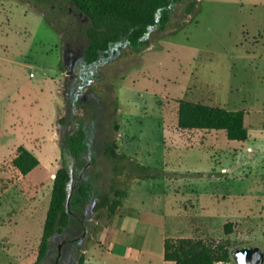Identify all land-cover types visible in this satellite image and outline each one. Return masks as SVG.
<instances>
[{"label":"rangeland","instance_id":"374dc122","mask_svg":"<svg viewBox=\"0 0 264 264\" xmlns=\"http://www.w3.org/2000/svg\"><path fill=\"white\" fill-rule=\"evenodd\" d=\"M191 1L141 51L124 49L99 67L98 79L73 98L89 18L60 0H0V264L36 262L66 136L80 129L88 150L80 161L66 151L69 193L89 183L90 201L53 236L44 264H81L82 255L84 264H169L161 237L172 230L159 213L143 218L149 230L119 234L120 243L151 248L152 255L146 251L137 262L115 257L103 244L120 207L113 215L96 207L105 198L121 201L134 179L145 186L133 189L131 204L140 199L157 209L169 187L194 183L220 191L188 195L193 236L229 239L232 249L264 248V0H198L190 12ZM177 99L244 111L248 141H230L223 131L179 130ZM19 146L40 161L26 176L13 165ZM133 161L163 175L139 178ZM165 176L164 183L148 182ZM228 222L234 223L229 236Z\"/></svg>","mask_w":264,"mask_h":264},{"label":"trees","instance_id":"16d2710c","mask_svg":"<svg viewBox=\"0 0 264 264\" xmlns=\"http://www.w3.org/2000/svg\"><path fill=\"white\" fill-rule=\"evenodd\" d=\"M189 0H60L62 4L73 5L80 15L90 20L84 32L88 45L80 62L78 81L74 84L73 98L77 90L91 81L97 80L98 68L114 60L120 51L130 49L141 51L148 45L151 34L165 30L171 23L176 8ZM198 0L189 3L188 11H192ZM63 66H61L62 69ZM177 109V126L181 131H223L230 141L247 142L249 131L245 125V112L228 110L203 103L175 100ZM74 108L79 104L73 103ZM65 118L59 119L64 124ZM67 147L71 156L82 160L88 150L86 132L80 129L66 136ZM55 174L50 206L44 224L43 235L38 248L37 260L34 264H44L50 252L51 239L56 234H63L75 216V208L88 204L91 185L79 182L76 193L71 197L69 184L72 174L66 161ZM117 154H115L116 156ZM119 157V156H118ZM14 167L24 176L30 174L40 165L39 159L23 146H19L13 159ZM137 177L163 175L155 173L150 168L142 166L137 161L131 163ZM127 193H123L125 198ZM122 206V200L111 203L108 198L97 205V209L109 207L111 215L116 207ZM112 217V216H111ZM110 217V218H111ZM224 233L229 236L234 233V223L224 225ZM111 233L104 240L107 245ZM77 242V240H74ZM231 242L229 239H205L199 236L188 238H171L164 240V260L171 264H219L232 261ZM85 256H81L84 264Z\"/></svg>","mask_w":264,"mask_h":264},{"label":"crops","instance_id":"0c3cea01","mask_svg":"<svg viewBox=\"0 0 264 264\" xmlns=\"http://www.w3.org/2000/svg\"><path fill=\"white\" fill-rule=\"evenodd\" d=\"M163 172H165L168 168V165H164ZM180 175L177 177H173L174 179H180ZM174 179H171L174 181ZM168 180L165 177H160L158 179H150L149 183L152 185H157L159 183H164ZM130 189L126 191L127 196L122 199V206L120 207L118 213L119 220L117 223L111 227L112 234L110 242L106 245V249L109 253L114 255L115 257L121 258H130L134 259L137 262L140 261L141 256L147 251L149 254H153L151 248H146L144 246L137 247L127 243L119 242V234L122 230H149L147 223L142 222L143 218H154V216H158L159 218L164 220L163 226H167L166 224H170V230H172L171 238H188L193 237V228L189 224V210L185 207V205L189 204L191 200L187 197L190 193H197V195L203 196H214L216 193L220 191H213L201 188L198 184H184L182 186L177 187H169L164 190L163 195L160 193V198H164L163 207H153L152 205H145L143 200L138 199L136 204H131V192L133 189L140 190L145 186V181L141 179H134V181L129 185ZM221 193V192H220ZM154 195V194H153ZM169 195L182 196L184 199L183 203H178L177 201H172L170 199L167 200ZM165 196V197H164ZM199 202V200H198ZM156 211V212H155ZM127 219H131L135 221V224L127 227L126 221ZM133 235L134 232L126 233ZM169 236H162V258L164 259V240ZM168 263V262H167ZM171 264V263H169ZM221 264V263H219Z\"/></svg>","mask_w":264,"mask_h":264},{"label":"water","instance_id":"95a60500","mask_svg":"<svg viewBox=\"0 0 264 264\" xmlns=\"http://www.w3.org/2000/svg\"><path fill=\"white\" fill-rule=\"evenodd\" d=\"M236 264H264V248L254 245H239L231 249Z\"/></svg>","mask_w":264,"mask_h":264},{"label":"flooded vegetation","instance_id":"af4514ba","mask_svg":"<svg viewBox=\"0 0 264 264\" xmlns=\"http://www.w3.org/2000/svg\"><path fill=\"white\" fill-rule=\"evenodd\" d=\"M75 79H76L75 81L77 82V81H78V77H77V76H75Z\"/></svg>","mask_w":264,"mask_h":264}]
</instances>
